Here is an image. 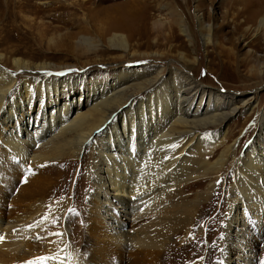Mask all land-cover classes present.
Segmentation results:
<instances>
[{
    "label": "bare ground",
    "instance_id": "1",
    "mask_svg": "<svg viewBox=\"0 0 264 264\" xmlns=\"http://www.w3.org/2000/svg\"><path fill=\"white\" fill-rule=\"evenodd\" d=\"M171 2L157 5V9L168 10L167 18L148 17L147 7L152 5H137L127 11L128 15L138 13L136 20L128 16L123 22L111 21L108 31L100 34L99 28L90 32L85 17L80 20L81 34L74 35L61 34L58 27L47 30L49 26L41 19L23 16V27L34 30L39 39L46 41L47 54L24 52L28 59L20 46L11 43L17 36L4 33L5 21H10L14 30L19 27L14 26L13 14L3 5L0 47L10 45L0 49V160L7 161V167L8 163L16 165L23 175L44 171L61 174L68 170L67 164L71 166L81 154L89 153L90 161L84 171L90 186L85 208L91 209L92 221L95 219L100 226L87 234L86 225H81L86 234L80 242L83 245L76 246V230L69 235L70 228L63 220L72 206L71 198L56 203L62 194L59 190L56 196L57 186L48 195L16 198L12 208L18 209L7 216L4 202H0V264H107L106 258L109 264L264 261V138L263 143L256 140L246 154L234 159L235 147L226 141L230 133L227 123L236 111L230 109V102H220L223 97L217 95L214 106L209 99L203 109L202 97L194 106L197 94H204L205 90L186 67L184 72L185 69L168 66L166 75L155 68L139 72L126 68L107 83L86 73L71 76L69 66L73 65L47 61L52 50L68 46L67 54L76 58L116 51L123 55L120 64H161L168 53L181 48L169 44L176 38L174 28L188 44L193 42L188 23ZM21 4L17 5L20 12L28 6ZM229 4H239L233 17L240 15L245 24L264 32V0H234ZM73 6L82 10L86 7L83 3ZM196 19L203 44H211L212 26L200 17ZM239 28V24L234 26L232 37ZM246 30L247 27L241 29L240 37H245ZM72 36H76L75 42L68 40L65 45L63 40ZM102 40L105 49H100ZM134 47L152 50L141 54L132 51ZM160 47L166 52L153 51ZM217 55L226 58L231 67L247 69V76L264 81L263 57L246 54L237 60L231 50L223 49H218ZM140 56L142 59H135ZM177 57L183 63L195 64L184 53L178 52ZM74 66L82 69L85 65ZM75 87L80 89L77 97L71 96ZM35 102L36 111L32 109ZM211 155H215L212 162ZM230 163L235 179L224 189L227 212L222 220L217 257L209 261L206 253L205 257L180 258V251L196 242L197 233H203V229L195 231L203 205L217 195L213 191ZM204 181L205 187L194 192ZM65 184L58 189L64 192ZM55 217H59L60 227L55 226ZM127 255H131L129 261L124 260ZM112 258H116L114 263Z\"/></svg>",
    "mask_w": 264,
    "mask_h": 264
},
{
    "label": "rangeland",
    "instance_id": "2",
    "mask_svg": "<svg viewBox=\"0 0 264 264\" xmlns=\"http://www.w3.org/2000/svg\"><path fill=\"white\" fill-rule=\"evenodd\" d=\"M167 1L170 0H0V11L5 9L3 5H7V11L9 14H13L14 26L19 27V29L14 30L11 26L12 23H10V21H7L8 23H6L5 21L3 26H5L4 33H6V36L14 35L18 37H16L15 40H12L11 43L20 46L23 53L27 52L28 54H32L33 51V53L37 52L36 56H42L47 54L44 52L46 50V41L39 39L34 30H28L23 27L24 25L21 22L23 16L35 19L36 21L41 19L49 26L47 27V30L58 27L61 34L71 33L74 35L81 34L82 25H80V20L85 17L84 19L87 22V26L90 27V32H96V28H99L100 34L104 30L108 31L112 22H123L128 16H130L128 18L136 20L139 14L134 12L133 14L128 15L127 11L137 5H152L150 9L147 7L148 17L154 18L161 16L162 18H167L170 16L168 15L167 9V11L157 9L158 4H166ZM171 1L172 6L175 8L177 7L178 12L182 15L184 21L188 23L193 36V42L188 44L186 38L179 35L178 31L174 28L173 34L176 38L169 44L180 46L181 48L177 49L178 51L176 50L175 52L172 51V53H168L169 55L166 56L165 61L161 62V64L158 63L152 66L153 63L146 61L120 64V62L123 61H120L119 58H122L123 55L116 51L109 53L108 55L98 54V56L89 54L88 58L83 57L82 55L79 59L71 53L67 54L66 50L68 49V46L56 49L51 46L54 50L50 53L48 52L49 54L52 53V55H50V57H52L47 59V61H51L52 64L55 65H65L67 63L73 65L69 66L71 67L69 73L71 76L79 73H86L87 75L91 74L92 78L95 77V79H99L100 82L107 83H111L112 80L117 78L116 75L126 68L135 70L136 72L143 71L145 68H155L160 69L163 75L168 73V66L185 69L183 70L184 72L189 69L192 73L193 80L203 86V89L205 90L204 94H202L201 91L197 94V97L195 98V100H197L195 101L196 103L194 106L197 105L201 97V105L203 109L206 108L209 99L211 106H214L217 103V95H220L219 97H223L220 102L225 100V102L231 103L230 109L236 108V111L232 114V117H230L227 123V128L230 133L226 141L229 145L235 147L233 153L234 159H240L248 152L249 148L256 140L259 143H263L264 120H261L262 122L259 120L260 117H264V81L262 80V82H260L261 80L247 76V69L244 67L237 69L229 66L226 64V58H223V56L220 58L217 53L218 49H223L224 51L231 50L237 60L244 58L246 54H250L251 57L264 58V32L262 30H254V28L250 26L251 24H249V26L248 24H245L243 22L244 17L240 15L233 17V14L235 15L236 13L235 8L239 7V4L235 5V7L230 6L229 3L234 0ZM22 2L23 4H28L27 7L21 9L22 11L24 10V12H20V9L17 7L18 3ZM79 3H83L86 7L82 10L73 6L74 4L77 5ZM23 4H21V6H23ZM5 14L8 16L7 12ZM75 16H77L78 21H75ZM197 17H200L206 25L209 24L212 26V42L209 45H204L199 36ZM236 24H239L240 28L232 37V34L230 33ZM246 27L247 34L244 38L240 37L241 29ZM75 37L76 36H72V38L69 37L67 40H63V43L67 45L68 40L75 42ZM136 38L137 37L131 41V44L135 43ZM149 41H151V38ZM161 41L162 40H160V42ZM162 42L164 43V41ZM9 45V43H5L0 49L6 48ZM105 47L106 44L102 40L100 49H105ZM133 50L142 54L146 52L150 53L152 49H137V47H134L132 48V51ZM153 51L166 52V49L160 47L154 48ZM40 52H43V54ZM178 52L186 54L189 60L194 59L195 64L183 63V61L177 57ZM24 56L28 59V55L24 53ZM142 57L143 56H140V58L135 59H142ZM128 58L130 59V57ZM116 60L117 62H113ZM94 61L95 63H93ZM75 63L78 64V67L85 66L82 69L76 68L74 66ZM53 77L56 78L55 75H53ZM79 94L80 89L77 88L71 96L77 97ZM188 94L189 91L186 92V95ZM64 99L65 98L63 97L62 100ZM244 101H247L246 105L242 104ZM32 109L36 111L37 102L33 104ZM255 146H258V143H256ZM89 157H91L89 153L81 154L78 160L71 162V166L67 164L68 170H71H64L61 174H53L50 173V171H44L34 175H23L16 165L8 163L9 166L7 167V161L3 162L0 160V202H4L3 212L5 216L12 212V210L14 211L15 209H18L17 207L14 209L12 208L16 205V198L22 199L29 196L34 197L36 194L41 193L48 195L47 193L57 186L55 187L57 190L56 196H58L59 190L62 194L58 196L57 200H55L56 203L71 198V211H68V214L64 216L63 220L66 222V225L68 224L67 228H70V231L68 230V233L70 232L69 235L73 233L74 228L76 231L78 230L77 232L75 231L76 246H82L83 243L80 244V242L82 237H84V234H89L88 232L90 231H96L98 228L97 225H99L95 219L92 221V216L94 215L91 213V209L85 208L86 191L90 186L85 177L84 171L88 166L86 164H89ZM214 160L215 155L209 156V161L212 162ZM232 169L233 163H230V165L226 167L224 173L220 176L217 188L213 191V193L216 192L217 195L214 196L208 204L205 203L203 205L204 210L200 216L201 221L198 224L199 226L197 225V227H195V231L203 229V233H197L196 242L194 241L192 244L189 243L187 247L180 251V258L192 259L197 256L205 257L208 254V260L213 261L215 257H217L216 254L219 247L218 241L220 240L222 233L221 229H223L222 220L227 212V202L224 197V189H228L235 179ZM63 183H66L64 192L61 189H58ZM222 183H224L223 188L221 185ZM205 185L206 181L203 182L201 187H195L193 189L194 192L202 190ZM50 199L53 200V198ZM59 222V217H55L54 223L56 227H60ZM84 224L86 225V233L82 230ZM77 227L81 229L79 230ZM253 243L257 252L261 253L258 242L254 240ZM172 247H177V245H172ZM130 257L131 255H127L124 260L127 259L129 261L131 259ZM167 258H169V255ZM115 259L116 258L113 259V263L115 262ZM105 260L106 261L104 262L109 264L108 258ZM175 260H178L177 253Z\"/></svg>",
    "mask_w": 264,
    "mask_h": 264
},
{
    "label": "snow or ice",
    "instance_id": "3",
    "mask_svg": "<svg viewBox=\"0 0 264 264\" xmlns=\"http://www.w3.org/2000/svg\"><path fill=\"white\" fill-rule=\"evenodd\" d=\"M2 240H3V237H0V241H2ZM30 264H31V262H30ZM261 264H264V261H262Z\"/></svg>",
    "mask_w": 264,
    "mask_h": 264
}]
</instances>
